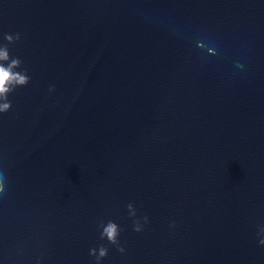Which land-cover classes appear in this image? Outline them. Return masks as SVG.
<instances>
[{
    "label": "water",
    "instance_id": "obj_1",
    "mask_svg": "<svg viewBox=\"0 0 264 264\" xmlns=\"http://www.w3.org/2000/svg\"><path fill=\"white\" fill-rule=\"evenodd\" d=\"M17 33L0 264H264V0H0Z\"/></svg>",
    "mask_w": 264,
    "mask_h": 264
},
{
    "label": "clouds",
    "instance_id": "obj_2",
    "mask_svg": "<svg viewBox=\"0 0 264 264\" xmlns=\"http://www.w3.org/2000/svg\"><path fill=\"white\" fill-rule=\"evenodd\" d=\"M20 34L15 35L5 34L4 39L7 41V44L0 45V113H7L12 108V103L8 99L9 95L13 93L18 87L26 86L30 82V77L27 74V69L22 71H17L22 66V60L18 57L13 58L10 56L8 49V44H13L20 40ZM210 52L214 50L210 49ZM52 90V89H50ZM8 181V176L6 171L3 168H0V197L6 196V183ZM128 211L130 217L136 216V210L134 206L130 203L128 204ZM144 222H148V217L145 216ZM174 227L175 225H171ZM100 227L102 228L100 238L101 240L106 239L107 242L111 245L116 246L117 250L121 253L125 249L120 246L119 236L121 229L113 221H108L107 224L101 223ZM133 230L135 232L142 231V227L138 221H133ZM258 235L264 237V226L260 227L258 230ZM259 244L264 245V238L259 239ZM89 254L96 257L97 264L100 260L105 258L108 255V249L104 245L99 246L98 249H90Z\"/></svg>",
    "mask_w": 264,
    "mask_h": 264
}]
</instances>
